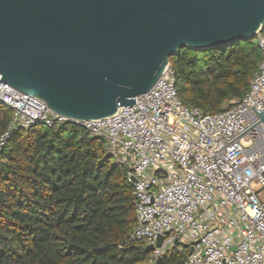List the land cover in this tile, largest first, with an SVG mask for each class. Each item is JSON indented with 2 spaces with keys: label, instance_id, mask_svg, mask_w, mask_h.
<instances>
[{
  "label": "built area",
  "instance_id": "built-area-1",
  "mask_svg": "<svg viewBox=\"0 0 264 264\" xmlns=\"http://www.w3.org/2000/svg\"><path fill=\"white\" fill-rule=\"evenodd\" d=\"M253 42L261 59L247 91L214 113L181 103L170 64L135 104L96 121H69L0 79V105L10 110L0 151L21 129L76 124L104 139L125 169L135 202L130 237L154 246L136 264H156L171 249L184 264H264V133L251 106H264V26ZM224 140L232 141L217 151Z\"/></svg>",
  "mask_w": 264,
  "mask_h": 264
},
{
  "label": "trees",
  "instance_id": "trees-1",
  "mask_svg": "<svg viewBox=\"0 0 264 264\" xmlns=\"http://www.w3.org/2000/svg\"><path fill=\"white\" fill-rule=\"evenodd\" d=\"M261 56L253 39L169 57L181 103L214 113L247 91ZM10 110L0 105V133ZM132 187L104 139L82 127L36 124L0 151V264H136ZM161 264H184L171 249Z\"/></svg>",
  "mask_w": 264,
  "mask_h": 264
},
{
  "label": "water",
  "instance_id": "water-1",
  "mask_svg": "<svg viewBox=\"0 0 264 264\" xmlns=\"http://www.w3.org/2000/svg\"><path fill=\"white\" fill-rule=\"evenodd\" d=\"M263 26L264 0H0V79L69 121L101 120L135 104L179 48L253 39ZM251 106L264 133V106Z\"/></svg>",
  "mask_w": 264,
  "mask_h": 264
},
{
  "label": "bare ground",
  "instance_id": "bare-ground-1",
  "mask_svg": "<svg viewBox=\"0 0 264 264\" xmlns=\"http://www.w3.org/2000/svg\"><path fill=\"white\" fill-rule=\"evenodd\" d=\"M258 143H259L260 145H263V144H264V142L262 141V139L259 140Z\"/></svg>",
  "mask_w": 264,
  "mask_h": 264
}]
</instances>
